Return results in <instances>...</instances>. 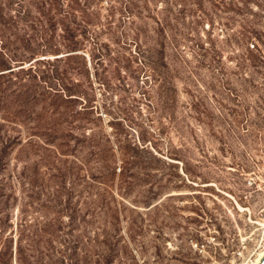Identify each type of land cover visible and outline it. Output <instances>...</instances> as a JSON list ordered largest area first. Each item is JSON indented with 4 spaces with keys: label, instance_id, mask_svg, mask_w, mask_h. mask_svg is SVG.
Wrapping results in <instances>:
<instances>
[{
    "label": "rangeland",
    "instance_id": "obj_1",
    "mask_svg": "<svg viewBox=\"0 0 264 264\" xmlns=\"http://www.w3.org/2000/svg\"><path fill=\"white\" fill-rule=\"evenodd\" d=\"M263 223L264 0H0V264H251Z\"/></svg>",
    "mask_w": 264,
    "mask_h": 264
},
{
    "label": "bare ground",
    "instance_id": "obj_2",
    "mask_svg": "<svg viewBox=\"0 0 264 264\" xmlns=\"http://www.w3.org/2000/svg\"><path fill=\"white\" fill-rule=\"evenodd\" d=\"M239 210L240 211H244V209H242L241 206H238ZM264 225V223H263ZM264 258V246H263V249L258 253V255L256 256L255 260H253L251 262V264H259L260 261Z\"/></svg>",
    "mask_w": 264,
    "mask_h": 264
},
{
    "label": "water",
    "instance_id": "obj_3",
    "mask_svg": "<svg viewBox=\"0 0 264 264\" xmlns=\"http://www.w3.org/2000/svg\"><path fill=\"white\" fill-rule=\"evenodd\" d=\"M259 264H264V258L260 261Z\"/></svg>",
    "mask_w": 264,
    "mask_h": 264
},
{
    "label": "trees",
    "instance_id": "obj_4",
    "mask_svg": "<svg viewBox=\"0 0 264 264\" xmlns=\"http://www.w3.org/2000/svg\"><path fill=\"white\" fill-rule=\"evenodd\" d=\"M64 261H65V260H62V262H61V263H62V264H64Z\"/></svg>",
    "mask_w": 264,
    "mask_h": 264
}]
</instances>
